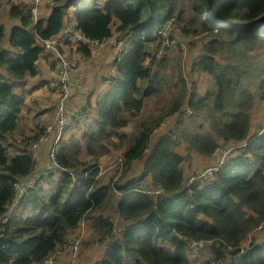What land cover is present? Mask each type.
I'll return each instance as SVG.
<instances>
[{"label":"trees","instance_id":"1","mask_svg":"<svg viewBox=\"0 0 264 264\" xmlns=\"http://www.w3.org/2000/svg\"><path fill=\"white\" fill-rule=\"evenodd\" d=\"M4 1L9 10L0 14L18 22L7 31L0 21V69L8 74L0 72V232L10 237L0 249V264L40 263L71 231H77L87 216L95 218L92 232L105 248L93 264H192L189 242L200 238L210 240L212 250V260L204 264H264V119L257 126L255 93L245 83L253 64L242 61L245 51L256 50L264 42V0H190L193 12L187 18V10L179 9L184 0H53L49 14L37 21L29 7L41 5V0H0V5ZM75 6L76 32L87 40H103L112 35L116 19V30L128 39V46L114 60L115 74L109 78V88L96 97L97 120L85 131V144L63 138L58 145L57 162L86 175L73 178L61 172L60 178L52 179L51 173L52 193L45 194L39 183L28 187L20 200L24 208L11 215V205L19 193L14 183L44 169L43 160L38 162L31 148L43 128L21 139L17 152L8 154L12 145L8 137L19 128L24 100V95L14 93L11 80L38 74L44 51L38 42L59 44L70 31L67 13ZM170 18L176 19L172 25H179L186 37L198 32H212L216 37L209 40L204 54L192 66L195 72L210 74L216 89L197 98L188 91L180 73L177 84L182 89L168 107L159 114H144L146 102L160 90L158 70L146 64L149 49H154L156 59L161 46L171 45L155 37L151 46L150 36ZM79 42L80 46L76 41L63 45V53L72 54L75 47L90 57L86 41ZM219 43L238 51L226 62L220 61ZM164 59L166 54L161 61ZM75 74L71 79L77 78L72 77ZM259 87L264 101V78ZM262 107L264 111V103ZM205 111H209L218 137L237 154L224 159L222 152L228 147L220 149L214 136L193 133L186 126L185 118ZM130 118L134 124L122 154L124 170L105 182L99 176L98 160L112 147H122L127 133L121 129ZM174 119V129L156 135ZM182 141L187 153L216 154L215 165L223 161L211 182H190L183 167L187 156L176 150ZM85 148L90 158H82ZM139 159L143 160L142 171L131 177L132 165ZM149 178L166 193L138 190ZM114 190L120 193V225L103 213Z\"/></svg>","mask_w":264,"mask_h":264},{"label":"rangeland","instance_id":"2","mask_svg":"<svg viewBox=\"0 0 264 264\" xmlns=\"http://www.w3.org/2000/svg\"><path fill=\"white\" fill-rule=\"evenodd\" d=\"M31 6V5H30ZM54 6L53 0H41V5H39V11H41V18L46 16L51 9V7ZM35 7H38L35 5ZM185 8L187 10L186 12V18L192 15L193 8L191 5L190 0H184L180 4V8ZM78 10V7H71V9L67 13V18L69 20L75 19L76 11ZM5 17L4 15L0 14V21L3 20ZM175 18H170L166 22L163 23L161 26L162 29L166 30L169 23H171L170 28L166 30L165 33H163L164 37L172 36L173 39H169L168 43H171L170 46L167 48L163 47L158 55L157 58H153L154 49L151 47L149 59H147L146 64L148 66H151L152 69L158 70L159 72V79L160 81L157 83L160 90L157 94L154 95V97L150 100H148L144 107V114H149L151 112L159 114L162 112L166 107H168L169 103H171L174 98L178 95V93L181 91V86H178L177 82L179 81V74L181 73L183 77L187 81V87L188 91L194 92L196 97H203L204 94L209 92H213L216 89V86L214 85V80L210 74L207 72H195L192 69L193 61L195 59H198L204 54L203 48L205 45L209 42V40L214 38V35H212V32H198L196 34L190 33L189 37H186L185 34L181 33V29L179 28V25H172V23L175 22ZM118 20H114V23L112 25V36L111 38H114L113 45L111 47H108L109 45L102 46L101 49L104 51L103 54V60L100 67V70L98 73H94L93 75H89V70L92 69L95 64H92L93 66L91 68H84L81 70L80 73L75 74L72 77H75L76 75L82 76V80L73 82V88H72V94L70 98H75V101L73 104H70L68 102L71 110L75 113L71 119V123L69 124L70 128L66 132V134L62 137L66 139H72V140H81L82 144H85L86 139L83 138V135L85 131L81 134L80 137L75 135V131H80L82 127L87 128V124H92L96 116V109L87 108L88 104L93 105L95 102V98L93 97V93L95 92L96 87L99 85H103V90L106 89L110 82L106 80L107 77H110L113 70V59L115 56V53L117 51V48L121 46V49L128 46V40L126 38H121L117 36V30L116 25L118 24ZM76 24V22H75ZM199 27V26H198ZM197 27V28H198ZM200 30V28H198ZM214 33V32H213ZM155 38L154 35H152L153 40ZM183 38H186V40H183ZM216 38V37H215ZM214 38V39H215ZM149 40V41H151ZM187 40H188V47L187 46ZM41 44V42H38ZM77 43V42H76ZM116 45V48H115ZM155 45V42H151V46ZM261 46L257 48L256 50H249L245 51V55L242 58V61L250 62L253 64V67L250 71V73H253L254 76H251L249 72L248 75L245 77V83L250 87L252 92L255 93V102L257 109L254 112H257L258 116V123L257 126H260L261 120L264 119V111H263V97L261 96V89L259 87V82L264 78V42L260 44ZM219 47V54L217 55L218 60L225 61L232 58L233 54L237 52L236 49H231L224 43H219L217 45ZM49 48V49H45ZM43 51L42 55L46 56V62L49 63L50 61H53V54L50 53L51 48L53 46H46ZM166 54L167 59H164L161 61L162 56ZM153 58V60H152ZM161 61V62H160ZM160 62V63H159ZM42 64V62H41ZM77 76V77H78ZM156 80V79H155ZM42 86H44L46 79L45 74L41 70V78L38 80ZM11 82L14 84L15 89L18 91V95L23 91L22 95H24V100L27 98V94L31 92L35 84V81H32L30 78L21 79L20 81L16 82L13 78ZM175 84L177 85L175 87ZM98 85V86H97ZM30 90V91H28ZM24 91L25 94H24ZM50 92V91H49ZM43 94V93H41ZM52 94L51 98H56V94L50 92ZM55 94V95H54ZM23 100V102H24ZM41 104L40 102L37 103ZM36 105V101L34 100H28L21 112V119L19 121V128L8 137V141L12 144L9 147L8 154L9 156L13 155L19 148L20 140L26 137L27 135L34 134V132L37 130L35 125H30V122L33 121L34 113L37 112V108H32ZM55 100H52V106L51 108H45L41 110L42 118L46 117L47 122H50L52 118L54 119V108H55ZM82 108V113H79V109ZM39 113V112H38ZM255 115V114H254ZM187 116V115H186ZM211 115L209 114V111H205L203 113H200V115L196 116L195 118H185L186 119V126L195 133L196 131H199L203 134H211L214 136L219 145L220 149L222 147L223 150L228 147L227 145L229 143H225L222 139L218 137L216 134V131L214 130L213 124L211 123ZM256 116V115H255ZM177 119L172 120L170 124L163 125L160 129H158L156 135L166 133V131L170 130L171 128H175L177 123ZM69 122V121H68ZM133 124L134 120L130 118L129 124L122 128L121 131H125L127 133L126 138L122 140V147L115 148L112 147L108 153H105L102 156V159L100 160L101 167L99 169L102 170V179L104 181H108L113 175H121L123 171V166L121 167V158L122 154L124 153L125 146L129 142L132 136V130H133ZM184 126V125H183ZM182 126V127H183ZM68 128V126H67ZM264 133V131H263ZM116 140H118L117 136H114ZM42 139H45L41 142ZM41 140H39V145L41 146L40 149H36L35 152L40 154H35L38 158L41 155L42 158L45 160V163L47 164V161L49 159V151L52 149V153L55 151L57 137L56 134H49L48 137L45 135L41 136ZM224 142V143H223ZM223 144V145H222ZM14 145L16 146V150L14 149ZM231 146L229 145L228 149H230ZM58 149V148H57ZM178 152H180L182 155L187 156V158L183 162V167L185 168L187 172L188 178H192L193 176H197L208 170L209 168L214 167L215 156L216 154H213L212 157L204 156L198 152L190 151V153H187V145L186 142L182 141L176 148ZM219 151V150H218ZM217 151V154H218ZM238 151L233 150L230 151L227 157L230 154H237ZM45 156V157H44ZM82 158H90L92 155L89 153L87 148L82 152L81 154ZM142 165L143 160H138L134 163L132 170L130 171L129 175L135 176L140 174L142 171ZM35 171V176L37 173ZM100 175V174H99ZM32 176V177H33ZM105 178V179H104ZM50 179L48 177H40L39 178V184L43 185V188L45 190V194H51L52 193V187L49 185ZM119 192L114 190L112 193V196L109 200V204L106 207L105 211H103L104 214L109 215L110 217H113V219L118 218V214L116 213V207L119 200ZM16 204V205H15ZM14 205H12L11 209V215H15L18 211L22 210L24 208L22 203L15 202ZM95 214H99L98 211L95 212ZM120 219L116 220V224L120 225ZM81 228H84L85 234H84V240L83 244L80 247V253L79 257L81 255H85L88 251V254L91 256L89 258H83L80 257V260H83V264H93L95 260H97L103 253L104 245L100 243H96L98 240V237L94 235L92 230H90L89 226L86 222H84L80 228L77 231H80ZM91 247L92 252L89 250ZM88 248V249H87ZM102 249V251L100 250ZM93 252L95 254H93ZM66 258V256H64ZM62 257L60 259V264H68V260L66 258V261L62 262ZM191 257V255H190ZM79 260V258H78ZM192 264H204L207 260H212V250L210 246H207L204 249V252L200 256L197 257H191ZM213 262H211L212 264ZM37 264V263H35Z\"/></svg>","mask_w":264,"mask_h":264},{"label":"clouds","instance_id":"3","mask_svg":"<svg viewBox=\"0 0 264 264\" xmlns=\"http://www.w3.org/2000/svg\"><path fill=\"white\" fill-rule=\"evenodd\" d=\"M31 6L29 7L30 8V13L32 14V16L34 17V19H35V16H34V14H33V10H32V7H33V5L34 4H30ZM41 11H39V6H38V17L35 19V21H37V20H39L40 18H41V13H40ZM47 16V15H46ZM75 19H72V20H69V26H70V31L72 32V33H78V34H81L80 32H76L75 31V27H76V25H77V23L75 24ZM163 25V24H162ZM163 33H164V29H162L161 27L156 31V32H154L152 35H154L155 37H160V38H162V39H165V37L163 36ZM82 35V34H81ZM152 35L150 36V40L152 39ZM83 36V35H82ZM112 36V35H111ZM111 36L110 37H107V38H104V39H113L114 40V38H111ZM117 36L118 37H121V38H126V37H122V36H120V34H119V32L117 31ZM66 38V40H65V42H60L59 44H51L50 46H53V48H51V51H49L50 53H52L53 54V61H50V66H51V68L53 69V74L52 75H50L49 76V78L47 79V81L45 82L46 83V87L48 88V90L50 91V92H52V93H55L56 94V96H57V99H55V108H54V119L52 118V120L48 123V124H46V125H41V126H36V129L37 130H39V129H41V128H43L44 129V131L42 132V133H40V135H39V137H38V139L37 140H35V141H33L32 143H31V148L33 149V152L35 153V150L36 149H40V147L41 146H39L38 148H33V144L36 142V141H38L40 138H41V136H43V135H45L46 137H48V135L49 134H56V137H57V141H56V144L59 142L60 143V141L64 138V137H62V136H64L65 134H66V132L68 131V129L70 128V126H69V124L71 123V119H70V117L72 118V116L75 114V113H78L77 111L76 112H73L72 110H71V108H70V114L68 115V118H67V121H66V123H65V126L64 127H62V129L61 130H58L57 128H56V118H57V107H58V101H59V98H60V94L58 93V91H55V90H51L49 87H48V82H49V80L51 79V77H54L57 73H58V70H59V65H60V61H61V57L59 56V54H61L63 57H65L67 60H68V62H69V64H70V69H71V74H70V83H71V87L73 88V82H77V81H80V80H82L83 78H81V77H77L76 79H71V75H72V73L74 72V73H76V74H78V73H80L81 72V70H83L84 68H91L93 65L92 64H100L101 63V60L103 59V54H104V51H102V49H101V51H100V53L99 54H96L95 52H94V47L91 45V42H90V39H86L84 36V39H80V40H82V41H86L84 44H85V46L91 51V55H90V57H87V56H85L84 54H83V52L82 51H78L75 47H72V49L74 50V52L72 53V54H66V53H63V45H68L69 43H71L72 41H76L77 43H79V46L81 45V43L79 42L80 40H76L75 38H70L69 37V34L68 35H66L65 36ZM103 39V40H104ZM127 39V38H126ZM92 40H94V39H92ZM96 40H98V39H96ZM128 40V39H127ZM100 42L102 41V40H99ZM153 41V43L155 42V39H153V40H151L150 41V45H151V42ZM165 41V40H164ZM41 46H44V48L46 47V45L43 43V41L41 40V44H40ZM113 45V43H111L108 47H111ZM115 48H116V45H115ZM127 47H125V48H123V49H121V46H119L118 48H117V51H116V53H115V56H114V59H113V73H112V75H114L115 74V66H114V60L117 58V59H119L120 58V55H121V53L126 49ZM45 49H49V48H45ZM44 49V50H45ZM78 53H80L79 55H78ZM43 53H41V56H40V58L42 57V56H44V55H42ZM40 58H39V60H40ZM95 71H96V69L93 67L92 69H90L89 70V75L91 76V75H93L94 73H95ZM112 75H110V76H112ZM109 78L110 77H107L106 78V80L107 81H109ZM109 88V87H108ZM108 88H106V89H104V90H107ZM104 90H102V91H104ZM72 92L73 91H71V94H72ZM101 92V91H100ZM99 92V93H100ZM99 93H97V95L99 94ZM97 95H96V97H97ZM71 96V95H70ZM96 97H95V100H96ZM71 99L72 98H70L69 97V100H68V102H70V104H71ZM94 104H95V102L93 103V105H92V109H95L94 108ZM70 107V106H69ZM22 108H23V105H22ZM82 108H80L79 109V113H82ZM97 120V113H96V119H94V121H93V123L92 124H94V122ZM69 121V122H68ZM92 124H90V125H92ZM90 125L88 126V128L90 127ZM67 126H68V128H67ZM264 127V126H263ZM87 128V129H88ZM86 129V130H87ZM263 128H262V131H261V133H263ZM45 140V139H44ZM59 143H58V145H59ZM58 145H54L55 146V151H54V158H55V161H56V163L60 166V168H58V169H50V168H48L47 167V164L45 163V160L42 158V160H43V162H44V169H43V171H41L38 175L36 174L35 176H31L30 178H23L22 180H18V181H16L15 183H14V185H16V183H18L19 184V186H17L18 187V189H19V193H18V195L16 196V198H15V200H14V202H13V204L12 205H14L15 204V202H17L18 201V203L20 202V200L23 198V196L25 195V193L27 192V188L28 187H30V186H33V185H35L36 183H39V178L40 177H48L51 173L53 174V176H52V179H58V178H60V176H61V172H68V173H70L72 176H73V178H77L78 176H85L86 175V172H81V171H77V172H75L74 170H72V169H68V168H66V167H63V166H61L58 162H57V160H56V157H55V155H56V152H57V148H58ZM233 150H235V148H230V149H226L225 151H223L222 152V157H223V155H224V159L227 157V155L229 154V152L230 151H233ZM51 152H52V149L48 152L49 153V159L51 158ZM226 152V153H225ZM38 154H40V152L38 153ZM45 157V156H44ZM36 159V158H35ZM48 159V160H49ZM38 162H40V161H42L41 160V155H40V157L38 158V159H36ZM140 160V159H139ZM136 161H138V160H136ZM135 161V162H136ZM134 162V163H135ZM133 163V164H134ZM222 163H223V161L221 162V165H222ZM123 164H124V158H123V156H122V158H121V163H120V165H121V167L123 166ZM97 166L98 167H100V165L99 164H97ZM132 167H133V165H132ZM100 170V177L102 176V170L101 169H99ZM123 170H124V167H123ZM123 172V171H122ZM141 173V172H140ZM120 176V175H119ZM108 182V181H107ZM148 183H151V179L149 178L148 179ZM148 183H145V184H142V185H140L139 187L140 188H137L138 190H140V191H142L143 193H145L144 192V186L146 185V184H148ZM153 184V183H152ZM21 186H24L25 187V189H24V191L22 192V194H21ZM120 194V193H119ZM145 194H147V193H145ZM119 201V200H118ZM11 205V206H12ZM16 205V204H15ZM13 207V206H12ZM12 207L10 208V213L9 214H11V209H12ZM116 210H117V207H116ZM117 214H118V212H116ZM9 214L5 217V218H3V223L4 222H6L8 219H9ZM111 218V220L116 224V220L117 219H119V214H118V218L117 219H113V217H110ZM85 222V219L84 220H82L81 221V224H80V226L83 224ZM80 226H79V228H80ZM75 230H73V231H71V232H74ZM0 234H3L4 235V233H2V232H0ZM200 239H204V238H200ZM84 240V239H83ZM192 240H194V239H192ZM191 240V241H192ZM205 240H207V239H205ZM190 241V242H191ZM208 241V244H207V246H210V240H207ZM190 242H189V244H190ZM97 243V242H96ZM206 246V247H207ZM205 247V248H206ZM204 248V249H205ZM202 252H204V250L202 251ZM202 254V253H201ZM201 254H199L198 256H200ZM189 255H191V257L193 256V257H197V256H194V255H192V253H191V250H190V247H189ZM41 262L42 261H40V263H37V264H41ZM58 264H60V261H59V263ZM78 264H79V260H78Z\"/></svg>","mask_w":264,"mask_h":264},{"label":"built area","instance_id":"4","mask_svg":"<svg viewBox=\"0 0 264 264\" xmlns=\"http://www.w3.org/2000/svg\"><path fill=\"white\" fill-rule=\"evenodd\" d=\"M39 0H37L38 3ZM38 6L37 4H34L32 7L33 14L35 16V19L38 17ZM171 23L168 24L167 29L170 28ZM71 30V29H70ZM164 30V33L166 32ZM70 38H75L76 40L84 39V37L81 34L78 33H72L71 31L68 32ZM66 37L62 38L61 42H65ZM173 39V35L170 37H165V44H169L168 40ZM113 39H104L101 42L99 40H90L91 45L94 47V52L96 54H99L101 51V47L105 45H110L113 43ZM158 55V54H157ZM61 57L60 65L58 73L51 77V79L48 82V87L51 90L58 91L60 94V98L58 101V107H57V118H56V128L58 130H61L62 127L65 126V123L67 121L68 115L70 114V107L68 104L69 97L71 95L72 87L70 83V64L68 60L63 57L61 54H59ZM264 130V127H263ZM41 140V138L39 139ZM36 141L33 144V148H38L39 142ZM44 139L41 140V142ZM218 151V150H217ZM226 153V152H225ZM35 154H38L37 152L34 153V157L38 159ZM224 158V155H223ZM222 158V160H223ZM222 162V161H221ZM221 162L218 165H214V167L209 168L205 172H203L200 175L193 176L190 178V182H194L199 179H205L207 182H211L214 179V172L218 170L219 167H221ZM47 167L50 169H58L60 166L56 163L54 158V153L51 152V158L47 161ZM17 186H19L18 183H16ZM25 187L21 186V194L24 191ZM144 192L147 194H161L164 192L166 193L165 188L161 186H155L152 183H148L144 186ZM85 230L84 228H81L78 232H70V234L65 238L64 242L57 245L52 251H50L45 258H43L41 264H58L60 259L64 256H66L68 260V264H78V257L80 253V247L83 244ZM208 241L205 239H194L190 242L189 247L191 250L192 255L198 256L202 253L204 248L207 246Z\"/></svg>","mask_w":264,"mask_h":264},{"label":"crops","instance_id":"5","mask_svg":"<svg viewBox=\"0 0 264 264\" xmlns=\"http://www.w3.org/2000/svg\"><path fill=\"white\" fill-rule=\"evenodd\" d=\"M19 1V0H18ZM17 1V2H18ZM4 5H5V1L0 5V11H2L3 9H6V10H9V6H6V7H4ZM48 14H49V12H48ZM18 22V20H11L9 17H8V15L6 14V16L3 18V22H1V23H3V24H5L6 25V28H7V31L11 28V26L13 25V24H16ZM6 47H8V48H10V49H13V47L9 44H7L6 45ZM80 53H78V55H79ZM46 56L44 55V56H42L41 58H40V60L38 61V70H39V72H38V74L37 75H35L34 77H32V76H28L27 78H30L32 81H35L34 83L35 84H37V85H34L33 86V89L31 90V92L30 93H28L27 94V98L24 100V102H23V106H24V104L28 101V100H34V101H36V105L35 106H33L32 108H37V112H35L34 113V118L35 119H33V121L32 122H30V125H35V126H41V125H46V124H48L49 122H47V118L46 117H43L42 118V114H41V110H43V109H45V108H51V106H52V100H55V99H57V96H56V98L54 99V98H51L50 96L52 95V94H50V92H49V90H48V88L46 87V83L44 84V86H42L41 85V83L38 81L40 78H41V70L43 71V73L45 74V79L47 78H49V76L50 75H52L53 74V69L51 68V66H50V62L49 63H47L46 61ZM103 60V59H102ZM102 60H101V63L100 64H95V66H94V68L96 69V71H95V73H98L99 72V70H100V67H101V64H102ZM41 62H42V64H41ZM0 72H2L3 74H5L6 76H8V74H6V72L5 71H3V70H1L0 69ZM47 79H46V81H47ZM16 82H18V81H20V80H15ZM14 84H15V82H14ZM98 86V85H97ZM109 87V86H108ZM107 87V88H108ZM103 90V85H99L98 87H96V89H95V92L93 93V97L95 98L96 97V95H97V93H99L100 91H102ZM28 91H30V90H28ZM25 92L26 91H24V94H25ZM14 93L16 94V95H18V91L14 88ZM22 93L23 92H21L20 93V95H22ZM41 93H43V94H41ZM55 95V94H54ZM25 97V96H24ZM75 101V98H72L71 99V104H73V102ZM41 103V104H38L37 105V103ZM56 103V102H55ZM39 112V113H38ZM95 117V119H96V116H94ZM90 124H87V128H88V126H89ZM86 127H82V129H81V132L80 131H75V135H77V137L79 136L80 137V133L82 134L86 129H87ZM14 149L16 150V147H14ZM17 152V151H16ZM89 158V157H88ZM102 159V156L99 158V160H98V164L100 165V167H101V164H100V160ZM134 165V164H133ZM102 177V176H101ZM105 179V178H104ZM105 182H107V181H105ZM96 216L98 215V214H95ZM85 222L87 223V225L89 226V228H90V230H92L93 231V224H94V222H95V218H92L91 216H87L86 218H85ZM96 236H97V234L96 233H94ZM98 243V242H97ZM103 245V244H102ZM88 248H90L89 250L91 251L92 250V248L91 247H88ZM87 248V249H88ZM101 251H102V249H100ZM92 252V251H91ZM93 254H95L94 252H93ZM81 257V256H80ZM89 257H91L89 254H88V251H87V253L85 254V255H82V259L83 258H89ZM81 259V258H80ZM79 259V264H83V260H80ZM63 261H66V258L64 257L63 259H62V262L61 263H64Z\"/></svg>","mask_w":264,"mask_h":264},{"label":"water","instance_id":"6","mask_svg":"<svg viewBox=\"0 0 264 264\" xmlns=\"http://www.w3.org/2000/svg\"><path fill=\"white\" fill-rule=\"evenodd\" d=\"M9 240H10V237H6L5 235L0 234V249Z\"/></svg>","mask_w":264,"mask_h":264}]
</instances>
